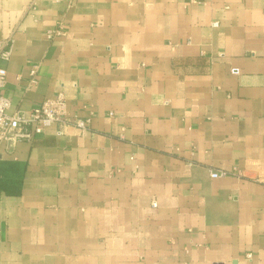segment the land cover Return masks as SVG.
<instances>
[{
	"label": "crops",
	"instance_id": "crops-1",
	"mask_svg": "<svg viewBox=\"0 0 264 264\" xmlns=\"http://www.w3.org/2000/svg\"><path fill=\"white\" fill-rule=\"evenodd\" d=\"M8 37L9 111L90 121L0 144V264H264V0H0Z\"/></svg>",
	"mask_w": 264,
	"mask_h": 264
},
{
	"label": "built area",
	"instance_id": "built-area-1",
	"mask_svg": "<svg viewBox=\"0 0 264 264\" xmlns=\"http://www.w3.org/2000/svg\"><path fill=\"white\" fill-rule=\"evenodd\" d=\"M59 27L51 30L50 37L60 34ZM13 50V38L8 37L0 40V89L7 83L6 62L9 61ZM38 64H32L30 69V82L37 81ZM11 98L0 90V144L9 140H31L35 134L41 133L47 126L57 125L58 131L64 126L73 125L81 132L88 129L89 119L79 116H71L67 109V102L64 94L58 92L54 97L44 99L39 105L30 109H18L10 112ZM225 174L223 170H214L211 175L214 177ZM248 257L251 255L248 254Z\"/></svg>",
	"mask_w": 264,
	"mask_h": 264
}]
</instances>
